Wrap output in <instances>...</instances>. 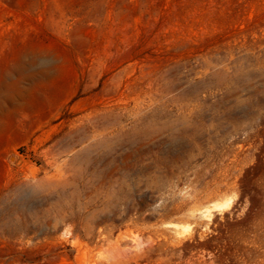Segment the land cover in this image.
<instances>
[{"label":"rangeland","instance_id":"1","mask_svg":"<svg viewBox=\"0 0 264 264\" xmlns=\"http://www.w3.org/2000/svg\"><path fill=\"white\" fill-rule=\"evenodd\" d=\"M0 264H264V0H0Z\"/></svg>","mask_w":264,"mask_h":264},{"label":"bare ground","instance_id":"2","mask_svg":"<svg viewBox=\"0 0 264 264\" xmlns=\"http://www.w3.org/2000/svg\"><path fill=\"white\" fill-rule=\"evenodd\" d=\"M233 198L232 197H228L224 200H220L218 202H216L212 207H209L208 209H206V216L211 217L213 214V211L215 210H224L229 208L233 203ZM191 225L187 224V225H181V229L183 231H188L190 230Z\"/></svg>","mask_w":264,"mask_h":264}]
</instances>
